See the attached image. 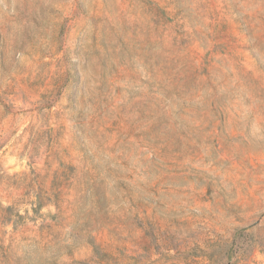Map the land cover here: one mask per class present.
I'll list each match as a JSON object with an SVG mask.
<instances>
[{
  "label": "rangeland",
  "instance_id": "374dc122",
  "mask_svg": "<svg viewBox=\"0 0 264 264\" xmlns=\"http://www.w3.org/2000/svg\"><path fill=\"white\" fill-rule=\"evenodd\" d=\"M0 264H264V0H0Z\"/></svg>",
  "mask_w": 264,
  "mask_h": 264
}]
</instances>
